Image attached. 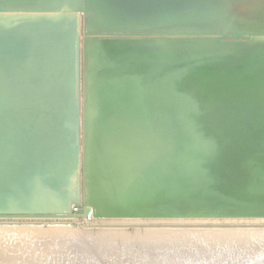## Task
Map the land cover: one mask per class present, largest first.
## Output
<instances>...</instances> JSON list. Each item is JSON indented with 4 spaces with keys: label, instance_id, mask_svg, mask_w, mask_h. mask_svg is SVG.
<instances>
[{
    "label": "water",
    "instance_id": "95a60500",
    "mask_svg": "<svg viewBox=\"0 0 264 264\" xmlns=\"http://www.w3.org/2000/svg\"><path fill=\"white\" fill-rule=\"evenodd\" d=\"M232 1L0 0V20L72 16L80 80L77 210L0 218L263 227L208 222L264 219V6L235 13Z\"/></svg>",
    "mask_w": 264,
    "mask_h": 264
},
{
    "label": "bare ground",
    "instance_id": "6f19581e",
    "mask_svg": "<svg viewBox=\"0 0 264 264\" xmlns=\"http://www.w3.org/2000/svg\"><path fill=\"white\" fill-rule=\"evenodd\" d=\"M232 2L235 13L264 6V0ZM36 15L45 17L25 21L10 14L0 20V211H76V21ZM37 24L44 41L31 50L25 32ZM16 219L22 221L0 222V264H264V226L179 227L171 225L199 220L121 219L97 227L85 217ZM149 222L159 226L136 225Z\"/></svg>",
    "mask_w": 264,
    "mask_h": 264
},
{
    "label": "rangeland",
    "instance_id": "374dc122",
    "mask_svg": "<svg viewBox=\"0 0 264 264\" xmlns=\"http://www.w3.org/2000/svg\"><path fill=\"white\" fill-rule=\"evenodd\" d=\"M125 220H127V219H125ZM148 220H151L152 221V219H148ZM148 220H146V221H148ZM154 220V219H153ZM171 221H178L179 219H176V220H173V219H170ZM180 220H184V219H180ZM179 220V221H180ZM196 220V219H195ZM194 219H193V221H195ZM231 220V219H230ZM9 221H17V222H19V221H22L21 219H6V218H0V222H9ZM31 221H37V220H31ZM122 221V220H121ZM128 221V220H127ZM130 221V220H129ZM131 221H133V222H137V221H139V220H131ZM141 222L143 221L142 219L140 220ZM156 221V220H155ZM160 221H164V220H160ZM184 221H187L186 219L184 220ZM188 221H192V219L190 220V219H188ZM198 221V220H197ZM227 221H228V219H227Z\"/></svg>",
    "mask_w": 264,
    "mask_h": 264
}]
</instances>
